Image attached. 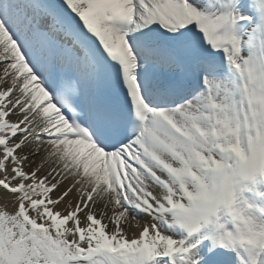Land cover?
Returning a JSON list of instances; mask_svg holds the SVG:
<instances>
[{
	"label": "snow or ice",
	"instance_id": "obj_1",
	"mask_svg": "<svg viewBox=\"0 0 264 264\" xmlns=\"http://www.w3.org/2000/svg\"><path fill=\"white\" fill-rule=\"evenodd\" d=\"M0 264H264V0H0Z\"/></svg>",
	"mask_w": 264,
	"mask_h": 264
}]
</instances>
